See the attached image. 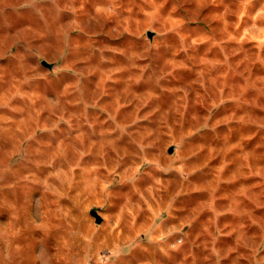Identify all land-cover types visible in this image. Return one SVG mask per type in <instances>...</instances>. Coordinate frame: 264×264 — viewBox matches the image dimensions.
<instances>
[{
  "label": "rangeland",
  "instance_id": "374dc122",
  "mask_svg": "<svg viewBox=\"0 0 264 264\" xmlns=\"http://www.w3.org/2000/svg\"><path fill=\"white\" fill-rule=\"evenodd\" d=\"M263 27L264 0H0V264H264Z\"/></svg>",
  "mask_w": 264,
  "mask_h": 264
},
{
  "label": "water",
  "instance_id": "95a60500",
  "mask_svg": "<svg viewBox=\"0 0 264 264\" xmlns=\"http://www.w3.org/2000/svg\"><path fill=\"white\" fill-rule=\"evenodd\" d=\"M147 34H148V36L152 37V35H153L154 33H153L152 30L149 29V30L147 31ZM41 63L44 64V65H46V66H48V67H51V66L53 65L52 62H49V61H47V60L44 59V58L41 59ZM173 149H174V146L171 145V146H169L168 151H173ZM91 213L94 214L95 219H96L97 222H100V221L102 220V216H101L100 213L97 211V209L92 208Z\"/></svg>",
  "mask_w": 264,
  "mask_h": 264
},
{
  "label": "crops",
  "instance_id": "0c3cea01",
  "mask_svg": "<svg viewBox=\"0 0 264 264\" xmlns=\"http://www.w3.org/2000/svg\"><path fill=\"white\" fill-rule=\"evenodd\" d=\"M260 33L263 34V35H261L260 39H261L262 43H264V27L260 28Z\"/></svg>",
  "mask_w": 264,
  "mask_h": 264
}]
</instances>
